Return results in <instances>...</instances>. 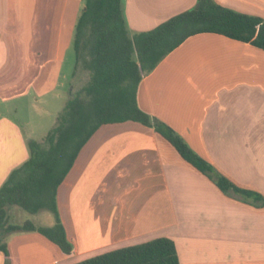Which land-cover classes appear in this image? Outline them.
<instances>
[{
    "label": "crops",
    "instance_id": "1",
    "mask_svg": "<svg viewBox=\"0 0 264 264\" xmlns=\"http://www.w3.org/2000/svg\"><path fill=\"white\" fill-rule=\"evenodd\" d=\"M215 1L264 18V0ZM195 2L124 0V12L131 31H146ZM83 7L84 0H0V186L29 156L33 138L19 116L63 89L70 95L75 77L66 78L65 67ZM137 99L258 195L224 194L151 127L106 123L57 189L73 252L37 231L17 232L6 238L7 264H70L160 236L174 241L180 264H264V49L218 33L191 35L143 76ZM6 259L0 251V264Z\"/></svg>",
    "mask_w": 264,
    "mask_h": 264
},
{
    "label": "trees",
    "instance_id": "2",
    "mask_svg": "<svg viewBox=\"0 0 264 264\" xmlns=\"http://www.w3.org/2000/svg\"><path fill=\"white\" fill-rule=\"evenodd\" d=\"M211 32L264 49V18L241 13L215 0L195 4L146 31L128 27L124 0H84L74 29L75 68L88 79L71 91L56 124L41 141L29 139L28 158L11 170L0 186V251L7 258L9 234L37 231L65 253L73 252L57 207V189L79 151L103 124L135 121L165 138L188 163L206 175L226 195L247 200L257 192L239 187L195 152L171 126L138 104V87L144 75L187 37ZM260 205L264 204L261 200ZM29 213L51 211V226L26 219L11 222L8 208ZM70 264H180L171 238L160 236L141 243L110 249Z\"/></svg>",
    "mask_w": 264,
    "mask_h": 264
},
{
    "label": "rangeland",
    "instance_id": "3",
    "mask_svg": "<svg viewBox=\"0 0 264 264\" xmlns=\"http://www.w3.org/2000/svg\"><path fill=\"white\" fill-rule=\"evenodd\" d=\"M74 68L75 57L73 53L65 67V77L68 79L72 78V76L75 77L71 91H75L89 77V73L82 70L76 75H73ZM62 91L63 97L61 96L60 99H58L59 97H46L43 101V105L41 103V106H37L38 108L36 111L33 110V107L31 108L28 105V111L26 113L28 116L24 114L19 116L21 121H27V123H24V128L30 133L31 138L41 141L42 137L49 131V129L56 124L57 116L62 111L65 102L69 97L65 89ZM8 218L9 221L16 223H21L26 219L31 220L36 225L51 226L54 223V215L47 209H42L37 213H29L24 209L10 206L8 208Z\"/></svg>",
    "mask_w": 264,
    "mask_h": 264
}]
</instances>
